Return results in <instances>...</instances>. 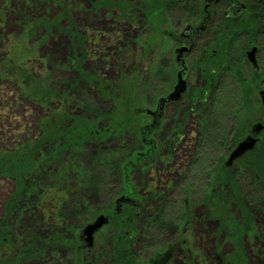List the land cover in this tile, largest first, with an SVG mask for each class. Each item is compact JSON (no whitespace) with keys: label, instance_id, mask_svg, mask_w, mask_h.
I'll use <instances>...</instances> for the list:
<instances>
[{"label":"rangeland","instance_id":"rangeland-1","mask_svg":"<svg viewBox=\"0 0 264 264\" xmlns=\"http://www.w3.org/2000/svg\"><path fill=\"white\" fill-rule=\"evenodd\" d=\"M121 1L127 7L141 5L140 0ZM91 2L75 0L77 9L70 12L68 20L60 17L65 11L59 7L58 0H0V59L9 56L14 60H23L24 64L35 59L37 62L26 65L29 76L44 81L47 86L54 85V88L66 90L70 80L75 78L71 71L62 70L64 58L72 51L71 39L66 31L69 24H73L75 32L86 37L89 42L84 47L89 58L83 62V70L92 77H100L106 85L103 87L105 92L108 93L106 87L111 88L110 92L114 91L110 100L104 98L103 93L96 88L84 84L76 93V98L83 102L85 110L98 113L106 121L116 118L111 125V134L115 137L110 138L109 142H88L80 151L77 165L86 172L94 166L98 154L110 156L118 151L122 153L121 158L125 155L131 161L137 155L136 152H141L142 137H145V127L149 123L143 111L168 93L174 83L175 70L170 63V51L174 44L168 35L179 32L178 20H189L187 14L178 13L177 10L167 13L150 6L149 9L136 10L139 19L130 22L123 19L120 15L122 12L111 9L110 0L107 6L96 10L91 9ZM49 22L52 25L55 22L54 28H50ZM42 23L44 27L39 28ZM7 39L11 41L7 43ZM91 42H95V45H91ZM245 44L246 41L235 44V57L238 51L245 49ZM242 62H236L234 69L242 70L245 84L238 82V75L235 76L231 71V74L204 88V81L198 76L196 59L194 56L188 59L192 93L185 97L182 104L171 106L154 135L158 152L141 159L136 171H131L130 178H126L127 183L124 182L121 168L116 164L118 160L112 162L113 166L103 168L108 173L105 175L108 176L109 187L102 190L93 184L100 177L97 172L88 175L79 186L73 175L68 177V181H63L47 165L41 171L35 170L29 177L24 176L22 183L25 192L17 202L19 207L11 223L15 234L11 239L14 245L16 243L17 248L22 247L21 240L26 242L30 234L39 238L53 236L57 227L55 220L65 221L68 227L77 230L78 235L76 252L61 248L53 256L47 254L49 256L37 257L33 263L25 264H110L108 251L105 258L97 260L100 248L105 250L104 245H107L104 241L106 235L113 234L108 227L94 235V255L84 249L87 242L79 239L84 228L99 216L117 221L115 202L119 196L128 197L130 182L136 185L139 200H143L138 210L139 226L133 236L136 252L141 255L139 262L165 264L167 254L173 251L171 264H179L181 255L176 258V254H179L178 243L187 241L206 261L205 264H225L229 256L240 254L241 250L247 254L249 264H264V192L250 185L252 179L249 175L244 177L243 193L247 198H257L260 203L255 222L260 229V236L256 239L242 236L241 249L235 238L232 241L228 239V230L223 229L224 222L220 223L215 218L216 214L212 215L214 208L208 199L214 177L222 166L225 167L232 151L218 144L228 133L235 132L243 136L250 132L264 116L259 97V93L264 90L262 82L246 74L248 70ZM10 67L11 74L7 73ZM10 67L4 75L0 74V156L12 158L11 154H17L22 147L40 137L41 120L49 112L39 98L24 92L20 77H15L20 66ZM43 68L48 74L40 76ZM248 83L252 86L247 89ZM200 95L204 97L200 98ZM233 97L237 99L233 100ZM191 98L196 105L199 102L195 115L189 111ZM118 120L120 126H117ZM125 132L121 138L116 137ZM17 168L15 165L13 171H17ZM10 174L12 176L13 172ZM152 181L156 186L153 189L155 193L148 194ZM63 182H68V191L62 194L66 202L59 209L44 206V193L54 185L65 190ZM167 186L169 188L165 189ZM17 190V180L0 176L2 227L8 202ZM227 206L220 211L214 210L224 218L237 212L236 204ZM122 210L129 212L130 208L124 206ZM149 222L154 227L147 234L144 229ZM186 223L189 224L184 229ZM127 224V228L131 227L128 221ZM155 243L157 245L153 246Z\"/></svg>","mask_w":264,"mask_h":264},{"label":"trees","instance_id":"trees-1","mask_svg":"<svg viewBox=\"0 0 264 264\" xmlns=\"http://www.w3.org/2000/svg\"><path fill=\"white\" fill-rule=\"evenodd\" d=\"M110 1L112 3L110 7L114 12L120 11L122 12L120 15L123 19L125 18L130 22H135L139 19L136 17V10H142V8L145 10L152 6L155 9H161L167 13L171 10H183L187 12V10L191 8L188 1L190 2L192 0H140L141 5H132L131 7H127L121 0ZM108 4L109 0H92L91 9L96 10L100 7L107 6ZM58 5L63 9V11H65L63 14L61 13L62 16L60 17L67 19L70 16V12H74L77 9V6H75V0H58ZM50 23L51 22H49V24ZM53 25H55V22ZM53 25H49L51 26V29L54 28ZM245 25L248 26L247 29L252 36L255 28H252L250 23ZM245 25L241 26V30L246 28ZM72 26L73 24H69L66 31L67 35H69L71 39L70 48L72 51L64 58L65 64L62 70L71 71L75 75V78L70 80V84L66 90L54 88V85L47 86L45 82L40 79H32L29 76L30 73L28 72L26 65L37 62L35 59L28 60L25 64L23 60H14L9 58V56L7 57L9 58L8 61L7 58L0 59V74L7 72L9 69L8 67L12 65L20 66L17 69L18 72L15 74V77H20V82L23 86L24 92L32 95L33 97L39 98L41 104H43L49 112L48 115L41 120L42 124L39 127L41 135L39 138L33 141L32 144L22 147L17 154H11L12 158H9L8 155L0 156V176L15 179L18 183V190L15 192L10 202H8L9 204L6 209L5 218L3 219V227L0 226V264H25V262L33 263L37 257L45 258V255L47 254L53 256V254L57 253L61 248L67 249L68 252L69 250L70 252H76L77 250L75 247L78 243L77 230L68 227L67 223L61 220H55L57 221V227L53 236L39 238L30 234V236H27L26 242L21 240L23 246L20 248H17L16 243L14 245L11 241L12 237L14 238L15 235L13 233L14 231H12L13 227L11 223L14 221L16 208L19 207L17 202L22 199L25 192L23 186L24 183H22V178L24 176L29 177L30 175H33L32 173H34L35 170L38 169V171H41L42 167L47 165V168L54 169L63 181H68V177L73 175L78 181L79 184L77 185L79 186L82 184V181L84 182L85 179L88 178V175H92L97 172L100 177L99 179L94 180L93 184L95 183L94 185L102 190L104 187H109V183L106 179L108 176L105 175L106 172L103 171V168L113 166L112 162L118 160L116 164H118L119 169L121 168L123 177H128V173L126 171L130 168V161H128L127 156L125 155H123L124 158H121L122 153L120 154L118 151L110 154V156L104 155L105 153L98 154L95 158L94 166L87 170V172L80 170V167L77 165V157L79 156L80 150L83 149L86 143L92 141L102 142L107 137H115V135L111 134V130H113L111 125L114 124L113 122L116 118L114 117L115 119H108V121H106L105 119H102V117L100 118L98 113L85 110L84 104H82L83 102L76 98L78 88L83 84L87 85L89 88H96L98 91L103 93L104 98L109 100L111 99L110 96L114 94V91L110 92L111 88L106 87L108 88V93L105 92L103 87L105 88L106 85H104L101 81V78L92 77L88 72L83 70V62L89 58L88 52L84 48L86 47L85 44L88 41L86 37L80 35L78 32H75L76 30H74V27ZM43 27L44 23L39 25V28ZM232 31V43L234 44L233 52H235V50H237L235 44L239 41L238 36L240 31H238L235 26ZM258 34L259 33L256 32L254 36H258ZM10 41V39H7V43ZM87 44H89V42ZM241 51H238L239 53L237 58L239 59L242 54ZM232 64L235 65L236 62ZM11 68L12 67H10V69ZM231 71L235 74V76L238 75L236 77L238 82L245 84L241 69L237 70L232 68ZM7 73L11 74L12 69ZM45 74L46 70L43 68V73L40 74V76H45ZM209 82L211 83L212 81ZM251 86L252 85L248 83L247 89ZM201 97L204 96L200 95V98ZM235 99L237 98L235 97ZM235 99L233 97V100ZM56 106H61L59 111L55 110ZM79 109H82L81 112H78ZM96 114L98 115L97 117ZM66 120H68V122H66ZM71 121H73L71 125L66 127V125H69ZM98 124L101 126L105 125V130L110 129V133L105 135L101 134L100 136L93 134V132L98 130ZM120 125L121 123L118 120L117 126ZM204 129L208 135V129H206V127ZM125 134L126 132L123 134L121 133V135H117L116 137L121 138ZM229 134H233L232 137ZM241 137L242 134H235V132L228 133L225 139L221 143L219 142L220 144L218 145L219 147L230 151L235 146L236 141ZM14 160H17V162L14 163ZM14 164L18 167L17 171H13L15 167ZM12 172L13 174L11 176L10 173ZM69 172L71 174H69ZM248 175L252 179L250 185L254 189L264 192V133L262 134L261 141L256 149L237 161L233 168L227 169L222 166L218 170V173L214 177L215 182L212 183L213 189L209 192L208 199L211 201V207L213 206V208L217 211H220L221 208L224 209L227 205L232 203L238 206L237 212L228 215L226 218H224L222 214L215 212L214 209V213H211L212 215L216 214L217 217H212L218 219L220 223L224 222L225 226L223 229L226 231L228 230V239L232 241V239L235 238L240 246L239 249L242 248V236L250 239H256L260 236V229H258L255 225L257 210H259L260 203L256 200L257 198L250 199V196L247 198L242 191L244 177H248ZM63 183L65 190H62L59 186L56 188L54 185L44 193L45 197L42 199V204L44 206L50 205L53 209H59V207L66 202V197L62 194L68 191V182ZM53 209H51V211H53ZM127 215H130V211H122V215L120 217L117 215V217L122 220L121 224H118V227L115 224L108 227L109 232L113 234H110V236L107 234L104 241L107 244L105 245V249L109 252L111 260L110 264H143L139 262V259L136 257V249L133 241L129 238L127 239L123 237V234L126 231L125 229H129L127 228ZM138 223L139 221H137L136 227L139 226ZM152 224L153 223L149 222V224L145 227L146 230L144 229V232L150 234L153 229L152 227H154ZM156 245L157 243L153 244V246ZM53 248L55 252L52 253ZM102 257L103 256L98 257L97 260L102 259ZM197 263L198 261L195 260L191 262V264ZM225 264H249V261L247 260V254H244L241 250L240 254L238 253L229 256Z\"/></svg>","mask_w":264,"mask_h":264},{"label":"flooded vegetation","instance_id":"flooded-vegetation-1","mask_svg":"<svg viewBox=\"0 0 264 264\" xmlns=\"http://www.w3.org/2000/svg\"><path fill=\"white\" fill-rule=\"evenodd\" d=\"M188 3L191 5V8H189L187 12L179 10L178 13L187 14L189 20H178L177 28L179 32L177 34L170 33L168 35L174 44L172 46V51H170L172 54L170 63H172L171 65L174 66L173 68L175 70L173 86L171 90H169V92L165 95L161 96L155 102V104L151 106V108L149 107L143 111V113L149 118V123L145 127L146 135L145 137H142L141 144L143 146L141 148V152H136L137 155L130 161V168L126 171L128 173V178H130V172L136 171V169L139 167L138 164L140 163L141 159H147L158 152L157 142L154 139V135L157 129L166 119V114L168 113L171 106L182 104L185 101V97L191 95L192 85L189 82V72L191 68L188 63V59L190 57L194 56L196 59L198 76L204 81V88L210 85L209 81L213 82L217 79L220 80L223 76L231 74V69L235 66L232 63L243 61L242 63H245L248 70L246 74L260 79L262 82V89H264V0H192L190 2L188 1ZM247 23H250V25H252L251 27L255 28L254 34L258 32V36H254V34L252 36L250 35V32L247 29L248 26L245 25ZM242 25H245L246 28L241 30ZM234 26L241 33H239L238 42L246 41L245 49L241 51V56L243 59L241 56L239 59L233 54L234 44L232 43V30ZM91 45H95V42H91ZM253 49H256L255 57L259 66L258 70H255L250 65L247 58V54ZM181 81L184 82L186 90L181 94L180 97H178L176 89ZM193 98H191L190 101L191 105L189 106V111L191 114L195 115L199 102L196 105ZM60 107L61 106H56L55 110L59 111ZM72 122L73 121H71L69 125H66V127H69ZM257 122L264 124V116ZM97 129L98 130L93 132V134L97 136L110 133V129L105 130V125L101 126L98 124ZM251 131L252 129L250 132L245 133L241 139L251 134ZM263 133L264 129L258 136V144L261 141ZM110 138L112 137H107L103 141L109 142ZM236 146H234L233 149ZM225 168L230 169L226 166ZM124 182L127 183L128 180L124 178ZM130 183L131 189L129 195H127L128 197L119 196L115 202V216L119 215L120 217L122 215V209L124 206L130 208L128 222L131 227H129L130 230L125 229L126 231L124 232L123 237L127 239L130 238L131 241H133V236L137 230L136 223L138 221V210L141 208L143 200H139L136 185L132 182ZM155 187L156 186L152 181L151 189L148 191V194L155 193L153 190ZM168 188L169 186L165 187V189ZM133 212H135V214ZM119 217H117L118 222L114 221L115 223L109 217V222L104 227H110L114 224L118 227V224H121L122 222ZM188 224L189 223L185 224L184 229H187L186 225ZM98 232L96 234H98ZM79 240H83L84 242L86 241L83 234L80 236ZM87 246L88 245H84V249L87 251V253L92 254L95 246V239H93L92 246ZM178 246L179 254H176V258L181 255L180 259H178L180 260L178 262L179 264H191L193 260L198 261L197 264L206 263V261L201 258V255L196 252L187 241L179 242ZM153 248L154 247H152V249ZM106 253V249L104 250L103 248H100L98 256H103V258H105ZM172 256L174 257L173 251L167 254L166 259H164V261H166L165 264H171L173 258ZM136 257L140 260L141 255L136 252ZM153 264L159 263L154 262Z\"/></svg>","mask_w":264,"mask_h":264},{"label":"water","instance_id":"water-1","mask_svg":"<svg viewBox=\"0 0 264 264\" xmlns=\"http://www.w3.org/2000/svg\"><path fill=\"white\" fill-rule=\"evenodd\" d=\"M256 49H253L251 52L247 54L248 61L250 65L255 69L258 70L259 66L256 60ZM186 90V86L183 81H181L178 84V87L176 89L178 97L181 96L182 93H184ZM260 101L262 108L264 109V90L259 93ZM264 129V124L263 123H257L256 125L253 126L251 134L243 138L237 146L233 149V151L230 153L228 160L225 163L226 167H232L234 162L237 160L241 159L245 155L249 154L250 152L254 151L256 149V146L259 142L258 136ZM109 222L108 217L105 216H99L96 218V220L88 224L84 230H83V235L85 237V240L88 244V246H92L93 244V239L94 235L101 230L105 225H107Z\"/></svg>","mask_w":264,"mask_h":264}]
</instances>
